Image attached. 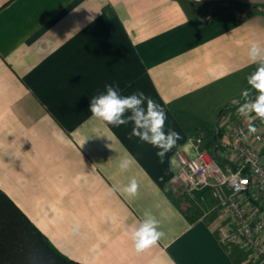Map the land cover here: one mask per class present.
Masks as SVG:
<instances>
[{"label":"crops","instance_id":"0c3cea01","mask_svg":"<svg viewBox=\"0 0 264 264\" xmlns=\"http://www.w3.org/2000/svg\"><path fill=\"white\" fill-rule=\"evenodd\" d=\"M253 42L264 48V0H0V187L80 262L264 264L219 239L222 191L181 181L183 196L207 208L195 217L169 191L176 153L193 155L198 136L233 164L210 141L244 118ZM106 84L143 91L165 109L166 129L181 138L163 163L157 149L129 139L131 124L91 117L90 99ZM254 127L264 132L259 119ZM133 177L139 189L129 197L120 189ZM146 212L164 235L137 252L130 232Z\"/></svg>","mask_w":264,"mask_h":264},{"label":"built area","instance_id":"2783aa9c","mask_svg":"<svg viewBox=\"0 0 264 264\" xmlns=\"http://www.w3.org/2000/svg\"><path fill=\"white\" fill-rule=\"evenodd\" d=\"M253 138L264 144V132H250L245 118L233 120L218 142L220 155L233 164L222 165L198 136L193 155L176 153L177 173L190 189L209 186L222 191V243L264 256V146H255Z\"/></svg>","mask_w":264,"mask_h":264},{"label":"clouds","instance_id":"9594fccd","mask_svg":"<svg viewBox=\"0 0 264 264\" xmlns=\"http://www.w3.org/2000/svg\"><path fill=\"white\" fill-rule=\"evenodd\" d=\"M251 63L257 67L247 77L249 88L241 93L242 103H239L238 113L245 118L250 132H255L254 121L264 122V48L253 42L248 52ZM89 111L91 117L102 121L105 125L120 127L132 125L129 139L136 137L139 141L157 149L156 155L163 163V158L181 138L173 128L166 129L167 114L165 109L147 96L143 91L122 95L118 85L106 84L105 90L90 99ZM130 165L128 159L120 162V170L127 171ZM139 184L133 177L120 191L129 197L138 194ZM159 221L145 213L144 218L132 228L130 239L137 252L156 244L164 233L159 231Z\"/></svg>","mask_w":264,"mask_h":264},{"label":"trees","instance_id":"16d2710c","mask_svg":"<svg viewBox=\"0 0 264 264\" xmlns=\"http://www.w3.org/2000/svg\"><path fill=\"white\" fill-rule=\"evenodd\" d=\"M218 130L210 143L215 149ZM0 264H90L61 252L18 203L0 187Z\"/></svg>","mask_w":264,"mask_h":264},{"label":"rangeland","instance_id":"374dc122","mask_svg":"<svg viewBox=\"0 0 264 264\" xmlns=\"http://www.w3.org/2000/svg\"><path fill=\"white\" fill-rule=\"evenodd\" d=\"M194 9V12L198 14V11H200V8H198V6L194 5L192 6ZM178 176V175H177ZM182 180L180 179V177L178 176L177 179L174 182H171L169 185V191L171 192V195L174 197V199L179 202L183 208L185 209V211H187V213H190L191 216L195 217L198 216L200 214H202L205 209L206 206L203 205V207L201 205H199L196 201H194V199L192 197H190L191 195L189 193L188 194V198L183 196V190L184 187L182 186ZM240 258V262L241 264H247L246 262H244V258L242 256H239Z\"/></svg>","mask_w":264,"mask_h":264},{"label":"snow or ice","instance_id":"6c2138e0","mask_svg":"<svg viewBox=\"0 0 264 264\" xmlns=\"http://www.w3.org/2000/svg\"><path fill=\"white\" fill-rule=\"evenodd\" d=\"M245 183H247V181H245Z\"/></svg>","mask_w":264,"mask_h":264}]
</instances>
